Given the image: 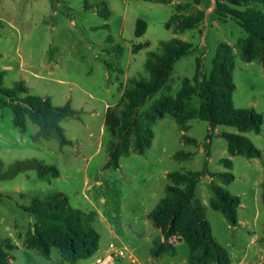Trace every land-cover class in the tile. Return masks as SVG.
Here are the masks:
<instances>
[{
    "label": "rangeland",
    "instance_id": "374dc122",
    "mask_svg": "<svg viewBox=\"0 0 264 264\" xmlns=\"http://www.w3.org/2000/svg\"><path fill=\"white\" fill-rule=\"evenodd\" d=\"M214 4L215 0H172L168 4L144 0H0L4 86L12 88L24 82L29 94L49 97L53 106L69 105L77 112L61 122L72 144L60 147L55 138L36 140L39 127L30 119L25 132L16 128L11 102L0 95V163L7 169L16 160L37 158L61 174L51 182L41 181L35 171L0 181V247L14 256L11 264L61 263L55 248L47 260L23 245L35 219L21 207L29 206L34 197L42 199L54 193L65 194L73 208L96 212L93 226L100 236L98 251L75 264H151L149 258L154 257L150 251L160 231L152 227L147 215L164 197L161 187L165 171H199L208 151L209 172L234 175L229 183L206 175L197 186L196 199L206 206L212 236L230 253V264L264 263V66L241 60L240 42L247 34L234 19L211 11L202 23L204 39L198 29L186 32L194 47L192 53L176 62L166 86L141 111L161 95L175 97L182 81L193 78L197 60L200 78L208 76L217 45L229 43L235 61L233 106L259 113L263 117L261 132L243 133L222 126L216 134L207 122L194 119L186 136L197 144H185L184 131L174 117L166 116L153 125V144L145 154L120 157L118 169L106 167L107 147L113 140L105 126L106 106L121 105L130 80H149L146 61L150 53L161 52L162 42L174 36L165 27L171 17L197 16L203 13L198 7L209 12L210 8L215 10ZM177 5L182 9L176 12ZM252 7L264 12L257 4ZM139 21L145 29L143 35L136 36ZM200 103V98L193 96L188 109L198 108ZM220 132L247 137L262 157H231L227 141L218 137ZM182 150L193 157L174 159L173 155ZM222 159L232 160L233 168L226 169L220 164ZM212 184L241 199L237 227L230 226L222 213L210 207ZM111 243L128 249L130 255L112 257L108 254ZM174 244L176 254L154 258V264H190L187 244L176 240ZM9 245L14 248L9 249ZM133 257L139 263H132ZM98 259L102 261L98 263Z\"/></svg>",
    "mask_w": 264,
    "mask_h": 264
},
{
    "label": "trees",
    "instance_id": "16d2710c",
    "mask_svg": "<svg viewBox=\"0 0 264 264\" xmlns=\"http://www.w3.org/2000/svg\"><path fill=\"white\" fill-rule=\"evenodd\" d=\"M151 3L168 4L172 0H144ZM257 4L264 8V0H215V13L221 17L234 19L246 32L247 37L240 42L239 55L246 63L257 62L264 66V12L252 7ZM245 6L244 10L238 9ZM182 6L177 5L176 12ZM109 16L110 12L106 11ZM204 13L197 16L175 14L165 24L166 29L174 33H182L196 29L204 20ZM145 24L137 23L136 36L144 33ZM148 46V45H145ZM138 48H134L137 51ZM193 45L178 38L161 43L160 53H150L145 69L149 80L132 79L123 92L120 106L109 108L105 116V126L113 140L108 144V161L106 167L118 169L122 156L131 153L143 155L151 147L154 140L153 125L166 116L175 118L181 129L188 130V122L194 119L207 122L211 131L219 127H234L243 133L259 134L263 125V117L254 109H235L233 94L236 86L233 81L235 61L232 47L227 43H219L212 61V69L208 76L200 78L199 61L192 79L185 78L182 87L175 97L161 95L150 107L141 108L159 93L167 84L174 65L182 58L189 56ZM4 73L0 72V95L11 102L13 124L25 132L30 119L39 127L36 140L57 139L60 147L71 145L61 127V122L76 115L69 105L55 107L49 97H36L29 94V88L20 82L12 88L4 86ZM193 96L201 100L200 106L188 109ZM227 141V150L231 157L243 156L247 159H260L262 153L252 141L245 136L228 132L218 133ZM211 140V133L207 135ZM185 144H197V141L183 136ZM206 160L199 171L170 172L167 174L168 184L164 189V197L147 215L152 227L160 231V236L153 241L151 256L159 258L164 254H176L174 240L184 241L190 251V264H230L231 255L212 236V227L207 219L206 206L196 199V189L200 180L210 175L212 179H220L229 183L234 179L230 172L212 173L208 171ZM190 152L179 151L174 154L176 160H189ZM227 169L233 168L230 159L220 160ZM35 171L41 181L51 182L60 177V171L53 165L37 158L16 160L7 169L0 163V181H11L19 175ZM264 190V182L262 184ZM213 196L210 207L222 213L228 224L237 227V209L241 205L238 196L230 195L218 185L212 184ZM264 201V192L262 195ZM21 209L34 217L32 229L25 235L23 245L39 256L50 259L53 248L59 250L60 264H75L91 258L99 248L100 236L94 229L95 211L73 208L63 193H54L42 199L34 197L29 206ZM14 248L9 245V249ZM14 256L4 252L0 247V264H11ZM264 264V263H263Z\"/></svg>",
    "mask_w": 264,
    "mask_h": 264
},
{
    "label": "crops",
    "instance_id": "0c3cea01",
    "mask_svg": "<svg viewBox=\"0 0 264 264\" xmlns=\"http://www.w3.org/2000/svg\"><path fill=\"white\" fill-rule=\"evenodd\" d=\"M214 6H215V4H214ZM198 10H200V11H202L203 13H204V15H205V17H204V20L207 18V15H208V13H211V11H214V10H212V8H210L209 9V12L208 11H204V10H202L201 9V7H198ZM184 15V14H183ZM203 20V21H204ZM203 21L200 23V25L196 28V29H198V31L201 33V30H203ZM193 30H195V29H193ZM193 30H188V31H185V32H182V33H174L173 32V30H171L172 32H173V34H174V36L172 37V38H178V39H181V40H183V41H186V42H189V43H191L192 44V41H190L189 39H187L185 36H188L189 34H187L186 32H189V31H193ZM201 37H202V39H204L205 38V35H204V33L202 32L201 34ZM171 38V39H172ZM227 44H229V43H227ZM193 45V44H192ZM230 45V44H229ZM194 48V47H193ZM251 64H253V63H251ZM110 107H109V105H107L106 106V111H105V113H107V111H108V109H109ZM106 116V115H105ZM28 122H29V120L27 121V125H28ZM188 126H189V128H188V130L191 128V122L189 121L188 122ZM218 129H220V127L218 128ZM217 129V130H218ZM216 130V131H217ZM214 132V133H216L217 134V132ZM185 133V135L187 134V132H184ZM152 144H153V142H152ZM200 151H201V148H200ZM174 156V155H173ZM227 169V168H226ZM219 172V171H218ZM221 172V171H220ZM169 172H167V171H165V173H164V177H163V180H164V185L161 187L162 188V190H164L165 189V187H166V185L168 184V179H167V174H168ZM205 205V204H204ZM149 261H150V263L151 264H154V258H149ZM131 262L132 263H139V260H138V258H135V257H133L132 258V260H131ZM141 264V263H140Z\"/></svg>",
    "mask_w": 264,
    "mask_h": 264
},
{
    "label": "built area",
    "instance_id": "2783aa9c",
    "mask_svg": "<svg viewBox=\"0 0 264 264\" xmlns=\"http://www.w3.org/2000/svg\"><path fill=\"white\" fill-rule=\"evenodd\" d=\"M108 254L115 258H124L127 255H130L128 249L123 246L116 245L114 243L109 244ZM102 260L98 259L97 262L100 263Z\"/></svg>",
    "mask_w": 264,
    "mask_h": 264
}]
</instances>
